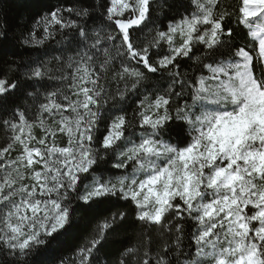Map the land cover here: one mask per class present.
Masks as SVG:
<instances>
[{"label": "snow or ice", "instance_id": "obj_1", "mask_svg": "<svg viewBox=\"0 0 264 264\" xmlns=\"http://www.w3.org/2000/svg\"><path fill=\"white\" fill-rule=\"evenodd\" d=\"M191 2L71 0L0 29V264H264V0ZM14 39L59 54L8 60Z\"/></svg>", "mask_w": 264, "mask_h": 264}, {"label": "trees", "instance_id": "obj_2", "mask_svg": "<svg viewBox=\"0 0 264 264\" xmlns=\"http://www.w3.org/2000/svg\"><path fill=\"white\" fill-rule=\"evenodd\" d=\"M70 2L71 0H0V29L7 30L10 38L19 37L22 31H24L27 27L31 26L34 17L36 19H39V17L37 16L38 12L43 14L47 11L48 7L55 8L56 6H64L66 4H69ZM86 2L99 4L100 0H86ZM159 2L163 3V0H159ZM168 2L183 4L184 7L188 9V11L185 12L184 7L179 8L180 15H189L193 11H195V4L192 3L191 0H168ZM238 2L239 0H222L223 5L229 7L230 9L234 8L238 4ZM159 11L160 10L157 9V13H159ZM164 12L168 13V17L175 16L177 20H179L180 18V15H177V10L175 9L169 10L167 7H165ZM171 22V19L165 18V16L160 15L159 19L156 21L155 26L157 28H160ZM231 23L233 27H236L238 41H242L243 29L236 26L235 17H233ZM149 27L151 28V25ZM134 35H139L141 39H144L146 36H148V29H145L143 33H134ZM13 43L15 47L6 50V59L8 60L19 61L21 57H23L25 61H28L29 59H44L47 61H51L53 55L59 54L55 50L59 48L60 45L56 44L55 42H49L45 46L40 47L35 51H32L31 56L28 55V52H26L25 47L19 43L18 39H14ZM13 51L16 52L17 55H12L11 53ZM3 55H5V51H0V56ZM184 63L185 69L191 72L192 69L189 67L191 62L185 61ZM139 102L140 101L139 99H137L136 95H131L128 97L126 104L130 119L132 112L136 109ZM101 131H103V127L101 128ZM5 138L6 137L4 132L0 131V143H2ZM188 230H190V225L186 228V231ZM81 231L73 232L72 234L68 235L64 239L61 248L53 254L52 258L55 260L56 257L60 256H72L76 244L78 242H82L84 238V236L81 235ZM159 235V230H154V243L158 242ZM184 243L187 251L194 252V246L191 245L189 239L186 238ZM118 247V244L112 246L113 250ZM56 264H58V261L56 262Z\"/></svg>", "mask_w": 264, "mask_h": 264}]
</instances>
